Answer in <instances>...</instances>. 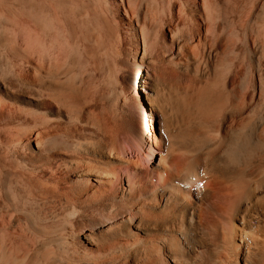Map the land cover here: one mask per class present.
I'll return each instance as SVG.
<instances>
[{"label": "bare ground", "instance_id": "obj_1", "mask_svg": "<svg viewBox=\"0 0 264 264\" xmlns=\"http://www.w3.org/2000/svg\"><path fill=\"white\" fill-rule=\"evenodd\" d=\"M0 264H264V0H0Z\"/></svg>", "mask_w": 264, "mask_h": 264}]
</instances>
